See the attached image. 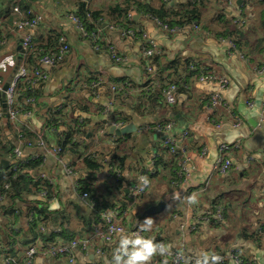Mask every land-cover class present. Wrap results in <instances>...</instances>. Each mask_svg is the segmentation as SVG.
I'll list each match as a JSON object with an SVG mask.
<instances>
[{
	"label": "crops",
	"instance_id": "1",
	"mask_svg": "<svg viewBox=\"0 0 264 264\" xmlns=\"http://www.w3.org/2000/svg\"><path fill=\"white\" fill-rule=\"evenodd\" d=\"M18 1L28 4L32 14L41 18L35 29L23 28L8 33L0 45V61L9 56L15 60L13 67L0 70L1 87L24 60L20 44L23 36L30 34L37 47L52 50L57 35L64 34L70 46L62 63L44 67L48 78L37 87L31 114L20 116L34 131L42 132L47 146H57L59 132L66 128L60 123L56 130L45 129L47 111L62 106L64 114L83 119V129L86 133L90 131L91 136L110 119H123L125 124L133 122L136 129L144 124L171 121L168 135L179 141L186 131L188 147L185 156L169 154L162 146V134L135 129L130 133L113 134L114 144L107 142V135H100V143L94 148L98 167H88L82 160L79 154L83 148L67 147L63 151L64 161L77 166L76 174H67L51 154L37 157L39 164L29 172L33 176L49 177L53 181L49 188L52 194L42 197L39 193H30L15 199L13 208H0V264H5L2 260L5 254L16 258L23 254L33 236L28 220L33 207L43 214L48 234L60 227L62 235L74 233L83 237L92 226L100 225L96 211L115 207L122 211L123 233H129L136 219L143 222L142 218H152L154 223L146 234L150 237L157 234L166 245L172 246L171 249L181 247L184 253L199 256L202 252L210 254L229 245L238 247L242 256L253 260L254 264H264V226L257 237L259 242L254 241L256 225L264 224V73L251 70L253 65L264 64V0H0V25L3 27L19 17L11 10ZM126 3H129L130 17L122 10ZM189 7H193L191 16L187 13ZM86 10L99 13L97 18H100L99 27L104 38L97 49L80 36L66 16L68 12L81 16ZM151 16L166 20L171 23L169 25L182 22L180 24L185 26L181 31L168 32ZM191 21L197 22L200 28H190ZM141 33L154 41L159 48L158 54L146 59L141 57ZM227 38L235 41L237 50L247 60L237 51H229ZM106 41L124 56V62L112 61ZM189 64L207 67L227 78L228 84L221 90L223 104L210 106L209 95L219 91L218 85L193 77L188 70ZM146 65L152 70L147 71ZM97 74L113 81L127 80L131 86L125 93L116 92L112 96L105 84L94 90L80 85L93 81ZM183 77L186 85L175 92V101L164 103L163 85L178 82ZM1 93L0 90V108H3ZM230 112L238 115L239 124L231 121ZM0 137L10 149L1 156L9 165L18 159L12 155L16 145L21 150L19 159L24 161L36 159V154L43 150L33 138L30 146L20 144L4 115L0 117ZM88 138H84L85 145ZM232 140L241 142V148L230 152L232 169L225 174L213 172L216 147ZM204 148L206 151L202 153ZM247 154H252L254 160H248ZM184 157L192 168L186 186L194 191L195 203L188 204L186 192L174 194L176 189L169 184ZM102 159L106 162L116 160L121 166L118 192L126 193L129 185L137 181L138 170L143 171L148 180L147 190L130 207L127 208L125 199L108 187L107 165ZM82 189L90 193L89 198L80 196ZM167 197L170 198L164 209L142 215L148 206ZM90 198L96 202V210L89 206ZM8 202L9 196L0 200V207L9 205ZM215 202H222L225 207L220 223L192 220L189 214L192 208L210 207ZM175 213L183 216L173 217ZM189 224H195L196 228L190 230ZM13 232L17 238L12 236ZM120 233L108 242L98 239V245L105 247L102 253L96 252L93 245L86 250L76 248V264H112L111 251L117 247ZM32 264L70 263L61 256L36 255ZM224 264L235 263L228 258Z\"/></svg>",
	"mask_w": 264,
	"mask_h": 264
},
{
	"label": "built area",
	"instance_id": "2",
	"mask_svg": "<svg viewBox=\"0 0 264 264\" xmlns=\"http://www.w3.org/2000/svg\"><path fill=\"white\" fill-rule=\"evenodd\" d=\"M191 1L192 0H190V2ZM194 1L195 0H193V2ZM254 1L260 2L261 0ZM11 10L15 14L19 15V17L12 24L7 25L6 27L0 25V45L4 43L6 35L8 33H15L16 30L23 28L33 30L38 27L40 23L41 17L37 14H32L30 9L22 11L17 4H14L11 6ZM66 16L73 22L76 30L82 38L88 39L93 48H99L100 42L102 38H104L101 34V28L99 27L100 18H96L94 20L89 11L85 13L84 17H81L72 12H68ZM151 18L160 27L168 32L181 31L185 26L184 24L180 23L169 25V23L165 22L157 16H151ZM234 21L242 23L241 20ZM91 23H93L92 27L90 26ZM188 25L194 30H198L200 28V25L195 21L189 22ZM127 32L132 35L135 34L133 30H127ZM140 37L142 40V58L146 59L149 56H153L159 53V48L153 40L147 39L144 33H141ZM227 42L229 44L230 52L237 51L241 58L247 60V57L237 50L238 48L233 39L227 38ZM20 44L23 49L24 60L19 63L12 71L11 76L6 82V87L5 89H3V108H0V117L4 115L11 129L17 132L16 137L20 144L28 146L32 144V139L22 138L21 133L24 129L33 134L35 143L41 146L43 149L42 152L37 153L34 158L44 157L46 154H51L55 156L56 161L60 164V166L67 174H76L78 173L77 166L74 164L66 163L64 161V153L62 152L61 146V141L64 138L63 132H59L60 140L58 145L55 147H49L43 139L42 132L34 131L26 121L20 119V116L28 117L31 114L32 107L35 104L36 100L37 87L48 78V72L44 69V67H55L62 63L67 56L70 50V46L67 42L66 36L64 34L57 35V39L55 44L53 45L52 50H42L37 47L32 35L30 34L23 36ZM106 48L114 63L124 62V56H122V54L112 43L106 41ZM28 57L33 58L32 62L28 61ZM145 69L147 71L152 70L149 65H146ZM188 70L190 74H193V77L198 80H210L216 82L219 91L210 93V106L215 107L217 105L223 104L221 90L228 84V80L223 74L213 71L207 67L198 68L194 64H189ZM251 70L252 72L258 74L264 73V64L253 65L251 66ZM100 84H105L108 90L111 92L112 96H114L116 92L125 93V91H127L131 86V83L127 80L113 81L109 78L101 76V74H97L95 76V79L93 81H90L88 84L82 83L80 85L83 87H89L91 90H94ZM185 85V77L180 79L178 82H168L164 84L162 87L163 102L167 104L173 103L175 101V92L180 87H183ZM0 90H2L1 84ZM248 103L251 104V102ZM58 111L59 113H56ZM230 113L232 114L230 117L231 121L235 125L239 124L240 119L238 115L232 112ZM47 116L48 120L45 129L56 130L58 124L60 123L71 124L73 125V138L80 143L85 142L84 135L81 130V126L83 123V119L81 117H70L64 114L62 106H57L55 108L49 109L47 111ZM53 117H55L56 120L53 121L51 119ZM49 120L50 122L48 123ZM124 124L125 121L123 119H110L108 121H105L103 124H101V127L97 130L96 134L88 138L86 147L83 149V154H93V156L97 157L94 148L100 143L101 134L107 135V142L111 144H114L116 142V138L113 134L109 135L105 133V128H107V126L109 125L113 128H120ZM171 126V121L155 122L151 124L141 125L136 129V131H150L157 134H162V146L167 150L169 154L179 153L185 156L188 147V134L186 131L182 132L180 140L177 141L175 138L168 135V131L170 130ZM239 148H241V142L239 140L224 141L219 143L216 147V155L212 164V171L219 174H225L229 170H231L233 166L230 159V152L233 149ZM205 151L206 149L204 148L202 150V153H204ZM20 154L21 150L18 145L12 148L13 157L18 158L9 165V169L11 170V172H13L12 176H15L19 171H23L22 166L25 161L19 159ZM246 156L248 160H254L252 154H247ZM152 159L155 163V158ZM102 161L107 165V172L105 173V177L108 187L116 195L125 199L127 208L134 204L138 198L142 197L145 194L148 184L141 185L140 183V178L145 177L142 170H138L137 181L129 185L127 193L118 192L117 185L122 174L121 166L116 160H110L106 162L104 159H102ZM191 169L192 168L187 164L184 157V160L180 161L179 167L175 172V178L172 179L169 183L170 186L173 189H179L181 185L186 182V178L189 175ZM38 180L45 181L48 185V188L52 187L53 181L44 174L33 176L31 181L34 182ZM75 185L76 187H79L78 183H76ZM0 189V200H2L6 196V191L9 189V183H4L2 186H0ZM176 190H174V192H176ZM185 192L187 193L186 200L189 204L188 198L190 196H194V191L186 189ZM38 193L42 197H50L52 194L45 188L41 189ZM80 196L88 197L89 194L86 190H81ZM88 203L92 209L96 210V202L93 199L90 198L88 200ZM224 209V205L221 202H215L212 203L210 207L206 208L197 209L194 207L189 212V214L193 221L208 224H218L224 218ZM119 211L120 210L115 207L103 208L96 211L99 215L100 225L92 226L91 229L87 232V235L83 237H78L74 233H69L66 238H63L60 236L61 228L55 227L52 232L49 233L52 235L51 239L42 240L40 237H37L24 248L23 254L18 258L5 254L2 257V260L5 264H32L33 259L36 255H51L64 257L70 264H76L74 254V250L76 248L86 250L88 249V247H90V245H93L96 252L102 253L104 252L105 247L102 244V246L98 245V239H102L104 242H108L118 233L124 232L125 227L121 221L122 211ZM177 216L181 217L183 215L179 213H175L173 215V217ZM28 220L31 227L34 228L35 232L39 234L46 233L45 221L42 219H38L34 214V211H30ZM140 223H142L141 220L136 219L133 222L132 228L129 230V233L139 231ZM10 226L12 229L16 230L14 224H11ZM263 226V223H259L255 228V243L259 242L257 237L263 232ZM195 227V224L188 225V228L190 230L195 229ZM141 235L150 237L146 234V232H141ZM15 238L17 237L15 236ZM151 238H153L156 242L165 244L164 240L158 237L157 234L153 235ZM113 251L114 250L111 251L110 255L111 260ZM212 253H215L222 257L220 264H224L225 260L228 258L232 259L235 264H254L253 260L245 259L242 256L241 251L238 247L227 246L220 248L219 251H215ZM197 257L198 256L184 253L183 248L178 247L175 249H171L170 256H156L153 258L152 262L153 264H165V261L166 264H186L187 261L188 264H194Z\"/></svg>",
	"mask_w": 264,
	"mask_h": 264
},
{
	"label": "trees",
	"instance_id": "3",
	"mask_svg": "<svg viewBox=\"0 0 264 264\" xmlns=\"http://www.w3.org/2000/svg\"><path fill=\"white\" fill-rule=\"evenodd\" d=\"M15 4H17L22 11L30 9L29 5L26 4V3H23V1H18ZM128 5H129V3H126V6H124V8L122 10H124L125 16L130 17L129 16V12H128ZM188 9H189L187 11L188 16L193 15V7H189ZM87 11H89V10L84 11L83 15H81V16L84 17L85 13ZM152 11H154V10H152ZM89 12H90V14H91V16H92V18L94 20L99 15L98 12H91V11H89ZM148 13H150V12H148ZM128 17H127V19H129ZM179 23H182V22H179ZM169 24H171V23H169ZM90 26L92 27L93 23H91ZM32 60H33L32 57H28V61L29 62H32ZM56 113H59V111L56 112ZM51 119L53 121L56 120L55 117H53ZM49 122H50V120L48 121V123ZM65 126H66L65 130L62 131L63 134H64V138L61 141L62 152L67 147H70V146H75V148H77V150H78V147H81V148L84 149L86 147V145H85L86 140L83 143H80V142L76 141L73 138V128H72L73 125L65 124ZM81 130H82V133H83L84 138H85L86 131H84V129H83V123H82V126H81ZM12 132H13V136L17 139V137H16L17 132L15 130L14 131L12 130ZM21 135H22V138H24V139H32L33 138V134L28 132L25 129L22 131ZM9 150L10 149H9L7 143L0 137V159L2 158L1 157L2 154L7 152V151H9ZM79 155L83 156L82 160L86 163V165L88 167H98L99 166V163L96 160L97 158L95 156H93V154H88V153L87 154H83V152H82ZM38 164H39V159L38 158H36L34 160L30 159L28 161H25V163L22 166L23 171H21V172L19 171L15 176H12L13 172H11V170L9 168L3 169V168L0 167V186H2L6 182L9 183V189L6 191V196H5V197L9 196V202H8L9 205H7V204L6 205H1L0 208L2 210H6L7 208H10V207L13 208L14 200L15 199H20L24 195H28L30 193H38L43 188L47 189V191L50 192V190L48 188V185L46 184L45 181H39V180L38 181H34V182L31 181L33 176L30 174L29 170H31V168L36 167ZM174 178H175V174H174L172 179H174ZM85 188L89 190V188L87 186H85ZM82 190H84V189H82ZM31 209H32V211H34V214L36 215V217L38 219L44 220L43 214L36 207H33ZM31 231L33 233V236L28 241L27 244H30L37 237H40L42 240L51 239L52 238V235L48 234L47 232L45 234H39V233L35 232L34 228H32ZM67 235L68 234L62 235V230H61V232H60V236L61 237L66 238ZM12 236H15L14 232L12 233Z\"/></svg>",
	"mask_w": 264,
	"mask_h": 264
},
{
	"label": "clouds",
	"instance_id": "4",
	"mask_svg": "<svg viewBox=\"0 0 264 264\" xmlns=\"http://www.w3.org/2000/svg\"><path fill=\"white\" fill-rule=\"evenodd\" d=\"M15 60L13 57H6L4 61H0V70L7 71L8 67H13ZM141 185H147L146 177L140 178ZM189 203H195L196 197L190 196ZM154 221L152 218H146L139 225V231L131 233L119 234L118 245L112 254V264H151L156 256H170L171 245L156 242L151 237L141 235V232L151 231ZM222 257L208 252H202L196 259L194 264H220ZM166 264V261H165ZM186 264L188 262L186 261Z\"/></svg>",
	"mask_w": 264,
	"mask_h": 264
},
{
	"label": "water",
	"instance_id": "5",
	"mask_svg": "<svg viewBox=\"0 0 264 264\" xmlns=\"http://www.w3.org/2000/svg\"><path fill=\"white\" fill-rule=\"evenodd\" d=\"M6 84L2 87V96H3V89H5ZM136 129V125L133 122L127 123L123 126H121L120 128H113L112 126H107V131L105 133H111V134H116V135H121V134H125V133H130V132H134ZM91 136V132H87L86 133V138ZM9 165L8 160L6 159H0V167L2 168H7ZM188 188V186H186V182H184L181 187L177 190V192H172L174 194H179V195H183L184 191ZM128 189H126V193H127ZM170 195V194H169ZM167 198H161L160 200H158L156 203L151 204L150 206H148L145 210H143L142 215L143 216H147V215H151V214H155L159 211H161L162 209H164V207L166 206L167 203Z\"/></svg>",
	"mask_w": 264,
	"mask_h": 264
},
{
	"label": "flooded vegetation",
	"instance_id": "6",
	"mask_svg": "<svg viewBox=\"0 0 264 264\" xmlns=\"http://www.w3.org/2000/svg\"><path fill=\"white\" fill-rule=\"evenodd\" d=\"M90 137H91V136H90ZM246 158H247V156H246ZM127 189H128V188H127ZM187 189H189V187H188ZM184 193H185V191H184ZM221 203H222V202H221ZM222 204H223V203H222ZM223 205H224V204H223ZM224 208H225V207H224ZM224 210H225V209H224ZM223 219H224V218H223ZM219 223H220V222H219ZM258 224H259V223H258ZM258 224H257V225H258ZM257 225H256V226H257ZM195 228H196V227H195ZM255 228H256V227H255ZM254 232H255V229H254ZM254 235H255V234H254ZM228 246H229V245H228ZM226 247H227V246H226ZM234 247H235V246H234Z\"/></svg>",
	"mask_w": 264,
	"mask_h": 264
},
{
	"label": "rangeland",
	"instance_id": "7",
	"mask_svg": "<svg viewBox=\"0 0 264 264\" xmlns=\"http://www.w3.org/2000/svg\"><path fill=\"white\" fill-rule=\"evenodd\" d=\"M142 220L144 221L145 219L142 218Z\"/></svg>",
	"mask_w": 264,
	"mask_h": 264
}]
</instances>
